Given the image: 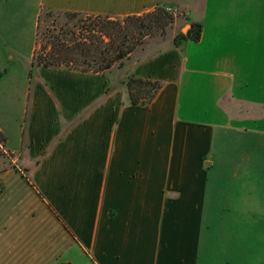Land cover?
<instances>
[{
	"label": "crops",
	"instance_id": "1",
	"mask_svg": "<svg viewBox=\"0 0 264 264\" xmlns=\"http://www.w3.org/2000/svg\"><path fill=\"white\" fill-rule=\"evenodd\" d=\"M160 5L201 33L129 66L161 83L150 104L131 102L127 74L37 67L0 171V264H202L217 216L222 263L261 264L264 0H0V18L35 17L33 69L45 9L123 19Z\"/></svg>",
	"mask_w": 264,
	"mask_h": 264
},
{
	"label": "rangeland",
	"instance_id": "2",
	"mask_svg": "<svg viewBox=\"0 0 264 264\" xmlns=\"http://www.w3.org/2000/svg\"><path fill=\"white\" fill-rule=\"evenodd\" d=\"M160 6L165 9H172L173 20L167 23L163 31L155 32L151 37L146 38L132 53L131 59L126 61L122 67H114L110 71L111 73L109 74L112 76L115 85L122 84L121 77L125 74L129 75V66H132L135 61L145 58L156 51L149 50L155 44L157 46H167L170 42L175 43V41L180 40L182 34L188 32L189 28L186 26L185 14L170 6ZM27 10L24 7L25 13ZM25 15L23 14L22 20L12 18L11 15H8L7 18H0V131L4 136H7L5 142H2V138H0V171L11 168L12 159L16 158L15 153L11 149L20 145L22 128L23 126L25 127L23 124L25 97L30 87V82L34 79L36 80L35 76H37L36 73L39 69L37 67L32 69L31 64L36 20L35 17H27ZM85 15L87 14L72 17L64 14H54L51 17H46L42 23L38 48L43 45L45 41L42 42L43 34L48 32L49 26L50 28L52 26L56 27V31H58L60 27L61 29L72 28L78 30L84 25H92L94 18ZM78 33L79 31L77 36L80 37L81 35H78ZM61 38H63L62 35ZM41 71L44 79H48V77L53 80L59 79L57 75H53V71L50 72L48 69H41ZM76 87L75 91L79 94L78 89L80 90V88L77 83ZM36 91L44 94V88L41 84H38ZM88 93L89 91L87 90ZM29 110L30 101L26 103V116H28ZM208 218H212V216H208ZM211 222V224H208L211 225L210 229L205 228L201 262L202 264H223L222 223L218 216ZM262 237L264 238V230ZM261 251L260 262L264 264V241ZM251 262L247 260L245 264H251Z\"/></svg>",
	"mask_w": 264,
	"mask_h": 264
},
{
	"label": "trees",
	"instance_id": "3",
	"mask_svg": "<svg viewBox=\"0 0 264 264\" xmlns=\"http://www.w3.org/2000/svg\"><path fill=\"white\" fill-rule=\"evenodd\" d=\"M54 14L67 16L84 15L77 12L55 11L45 9L39 18L36 35V49L33 66L36 67H65L81 72H106L114 67H122L130 59L135 49L155 32L165 29L173 20L172 13L162 6L141 15H130L123 19L107 15H85L93 17L92 25H84L78 30L61 27L48 28L43 35V45L38 48L42 23L46 17ZM79 31L77 36V32ZM82 32V33H81ZM200 24H191L188 32L175 41L178 45L184 39L199 40ZM61 35L63 38H61ZM126 87L133 104L148 105L160 91L162 85L158 81L138 78L128 75ZM0 138L5 142L6 137L0 131Z\"/></svg>",
	"mask_w": 264,
	"mask_h": 264
},
{
	"label": "built area",
	"instance_id": "4",
	"mask_svg": "<svg viewBox=\"0 0 264 264\" xmlns=\"http://www.w3.org/2000/svg\"><path fill=\"white\" fill-rule=\"evenodd\" d=\"M166 10L167 11H169V12H171L172 11V9L171 8H166ZM176 11V10H175Z\"/></svg>",
	"mask_w": 264,
	"mask_h": 264
}]
</instances>
